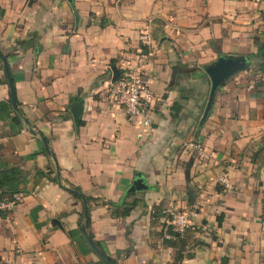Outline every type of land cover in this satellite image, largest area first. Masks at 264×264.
I'll return each instance as SVG.
<instances>
[{
    "label": "crops",
    "instance_id": "0c3cea01",
    "mask_svg": "<svg viewBox=\"0 0 264 264\" xmlns=\"http://www.w3.org/2000/svg\"><path fill=\"white\" fill-rule=\"evenodd\" d=\"M142 33L152 46H142ZM263 45L264 6L248 0H0V52L29 122L12 135L0 120V159L27 176L22 202L0 209V259L99 261L68 235L83 201L36 173L57 166L65 188L94 199L91 231L116 264H176V249L156 237L165 217L152 213L160 208L195 213L186 235L192 257L180 264H264ZM225 54L246 56L250 67L219 89L201 126L211 89L204 68ZM112 60L119 70L142 62L154 95L151 128L109 98ZM10 99L0 59V103ZM80 99L77 130L70 106ZM225 174L228 187L217 182ZM138 175L148 189L127 199ZM123 201L137 206L116 218L108 203Z\"/></svg>",
    "mask_w": 264,
    "mask_h": 264
},
{
    "label": "trees",
    "instance_id": "16d2710c",
    "mask_svg": "<svg viewBox=\"0 0 264 264\" xmlns=\"http://www.w3.org/2000/svg\"><path fill=\"white\" fill-rule=\"evenodd\" d=\"M31 3V2H30ZM260 50L264 51V45L259 46ZM7 58V57H6ZM112 67H116V61L112 60L111 61ZM121 70V69H120ZM122 72V71H121ZM177 80V79H176ZM177 82V81H176ZM178 83V82H177ZM175 85V80L172 81L169 85V87H173ZM174 110H178L182 108V104L180 103H175L173 106ZM0 120L4 121H9L10 124V129H11V134L12 135H18L22 132L24 129V126L29 124L27 121V118L25 117L24 113L22 110L19 109L18 112L14 111L13 106L11 104V99L6 101V102H1L0 103ZM37 154H32L26 158H21V161H27V160H32ZM52 158H55L54 154H50ZM58 168L56 166L54 171H49V172H44L42 170H37V175L40 176V178H46L49 179L53 182L58 183L61 187H63L66 190H69L73 194V191H78L81 193V190L76 187H70L65 188L62 185L61 178L57 174ZM188 173V171H187ZM55 174V175H54ZM54 175V176H52ZM27 183V176L24 170L22 169V166H17L14 165L10 167L6 163L2 162L0 159V203L8 202L13 200V197L17 194H21L24 190V186ZM82 194V193H81ZM74 195V194H73ZM131 194H128L126 198L128 199L131 197ZM76 198H79L78 196L74 195ZM80 199V198H79ZM88 202L93 201V198L87 197ZM108 205L111 206L112 209V215L116 218H123L125 219L128 217L131 212L136 208L137 206V201L134 202H127L123 201L121 204H116V203H108ZM1 212V210H0ZM83 211L80 214V221H79V226L78 229L73 230V231H68V235L71 239V241L75 244L78 252L84 256H87L91 253H95L89 242L87 241L86 237L84 236L81 228L83 225H85L86 231L88 233V236L92 240V242L101 250V252L104 254V257L106 260L110 261L111 264H116L115 260H113L107 252L102 248L101 244L95 240L94 235L91 231V220L90 216L88 217L87 220L84 219ZM158 214V216L156 215ZM152 213V217H156L158 219L159 216L165 217V222L163 223V230L160 231L156 237L162 240L163 245L169 248L176 249V257H175V263L180 264L182 263L185 259H189L192 257L191 254H186V235H181L178 233L174 226L171 224V219L172 217L161 210L158 209L157 212ZM218 224L221 225L223 221V215H220L218 218ZM96 254V253H95ZM96 264H105L103 260L99 258V261Z\"/></svg>",
    "mask_w": 264,
    "mask_h": 264
},
{
    "label": "built area",
    "instance_id": "2783aa9c",
    "mask_svg": "<svg viewBox=\"0 0 264 264\" xmlns=\"http://www.w3.org/2000/svg\"><path fill=\"white\" fill-rule=\"evenodd\" d=\"M255 5L264 6V0H248ZM142 46H152L153 40L149 33H142L139 37ZM141 64V66H140ZM122 71V72H121ZM108 95L111 101L124 109L127 117L140 128H151L152 117L154 111V95L148 76L142 66V62L134 68L123 66L120 70V76L117 81H111L108 86ZM191 150L196 151L199 155L204 154V149L199 144L191 142L187 144ZM218 183L229 186L228 177L222 175L217 180ZM23 200L22 194H17L13 200L0 204V209L10 210L19 205ZM171 224L175 230L182 236L186 234L191 218L195 215L194 212L177 213L172 212L169 214ZM0 264H13L6 259H0Z\"/></svg>",
    "mask_w": 264,
    "mask_h": 264
},
{
    "label": "water",
    "instance_id": "95a60500",
    "mask_svg": "<svg viewBox=\"0 0 264 264\" xmlns=\"http://www.w3.org/2000/svg\"><path fill=\"white\" fill-rule=\"evenodd\" d=\"M69 2H73L74 0H68ZM0 59L3 62L4 69L6 72L8 84L10 87L11 92V104L13 106V109L18 112L19 106L17 103L16 93H15V86H14V79L12 77V74L9 69V65L7 62V59L3 54L0 52ZM250 63L247 60L246 56H240V55H230L225 54L223 56H219L217 60H215L213 63L205 66L204 70L207 76L210 79L211 82V89L209 93L208 102L206 104L205 112L202 118V123L205 122L207 119L210 111L212 110V107L214 105L217 93L220 88H222L226 82L237 75L240 72H243L247 69H249ZM120 76V70L116 67L113 68V77L112 81H117ZM70 112L72 113L74 124L77 130H79L81 125L82 116L84 113V99H80L74 104L70 106ZM43 142L46 147V151L50 153V149L48 147V144L45 139H43ZM148 186L142 179L140 175H138V178L134 180L133 184L128 189L127 193H136L141 192L144 190H147ZM73 194L78 196L84 204V219L87 220L89 217V209H88V200L86 196L79 193L78 191H73ZM84 236L86 237L87 241L93 248L94 252L98 255V257L105 262V264H111L110 261L106 260L104 257V254L101 252V250L92 242L90 237L88 236V233L86 231L85 225L81 228Z\"/></svg>",
    "mask_w": 264,
    "mask_h": 264
},
{
    "label": "rangeland",
    "instance_id": "374dc122",
    "mask_svg": "<svg viewBox=\"0 0 264 264\" xmlns=\"http://www.w3.org/2000/svg\"><path fill=\"white\" fill-rule=\"evenodd\" d=\"M207 99H208V97H207ZM206 103H207V100H206Z\"/></svg>",
    "mask_w": 264,
    "mask_h": 264
}]
</instances>
